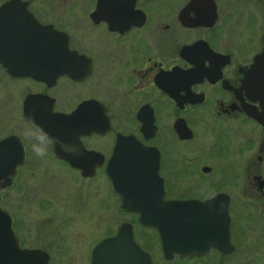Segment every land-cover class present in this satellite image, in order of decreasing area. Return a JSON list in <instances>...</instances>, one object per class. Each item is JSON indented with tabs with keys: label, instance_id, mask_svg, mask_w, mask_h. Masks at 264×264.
Segmentation results:
<instances>
[{
	"label": "flooded vegetation",
	"instance_id": "obj_1",
	"mask_svg": "<svg viewBox=\"0 0 264 264\" xmlns=\"http://www.w3.org/2000/svg\"><path fill=\"white\" fill-rule=\"evenodd\" d=\"M124 138L154 162L111 161ZM17 159V263L264 264V0H0V170ZM132 164L161 185L128 209L109 171ZM173 201L198 202L195 236Z\"/></svg>",
	"mask_w": 264,
	"mask_h": 264
},
{
	"label": "water",
	"instance_id": "obj_2",
	"mask_svg": "<svg viewBox=\"0 0 264 264\" xmlns=\"http://www.w3.org/2000/svg\"><path fill=\"white\" fill-rule=\"evenodd\" d=\"M17 143V142H16ZM122 143V144H121ZM1 145L6 146H17L15 142L11 144L10 138H7L1 142ZM132 146L134 148V153L140 156L141 162L151 163L154 162L153 150L148 147H144L141 144L135 142L131 138H124L118 140L116 143V148L114 149L112 160L114 163L125 162V159L121 158L120 147ZM135 161V160H132ZM19 159L14 161L12 164V169L10 170H0V188H3L9 183V176L13 174L14 167L19 163ZM134 166V164H132ZM110 177L112 180V186L116 193L121 195V204L125 208L134 209L133 203L135 202L132 198L135 193L136 186H150L154 187L156 185L160 186L161 182H154L152 178H158L157 176V165L151 168H142L140 166H134L131 168H120L110 170ZM125 195V196H124ZM130 195V197H128ZM172 207L174 211H177L176 215H173L170 219L172 220V225L180 227L177 231L180 234H191L195 236L197 227V201H173ZM139 220L144 225H152L157 229L161 230L165 225L170 224L163 216H139ZM194 239L193 241H195ZM180 241H188V239L181 238ZM16 241L14 235L10 229V220L7 214L0 208V264H20L12 259L9 254L11 249L16 248Z\"/></svg>",
	"mask_w": 264,
	"mask_h": 264
},
{
	"label": "clouds",
	"instance_id": "obj_3",
	"mask_svg": "<svg viewBox=\"0 0 264 264\" xmlns=\"http://www.w3.org/2000/svg\"><path fill=\"white\" fill-rule=\"evenodd\" d=\"M33 152L43 158L47 155L48 138L44 134L29 135Z\"/></svg>",
	"mask_w": 264,
	"mask_h": 264
},
{
	"label": "rangeland",
	"instance_id": "obj_4",
	"mask_svg": "<svg viewBox=\"0 0 264 264\" xmlns=\"http://www.w3.org/2000/svg\"><path fill=\"white\" fill-rule=\"evenodd\" d=\"M11 87H12V89H14V85L11 84ZM43 170H44V169H43ZM42 172H43V171H42ZM40 173H41V171H40ZM63 175H64V176H62L61 179H62V178H66L65 176H67L66 174H63ZM48 176H49V175H48ZM66 179H67L68 182H71L69 178H66ZM56 181H57V180H56ZM56 181H54L53 184H54ZM61 186H62V187H61L62 190H60V194H59V195H62V196L64 195V194H62V193H63V190L65 191V190H69V189L73 188V186H68V184H67L66 182L61 183ZM65 193L68 195L69 192H65ZM12 195H13V197H14V196H17V194H15V193H12Z\"/></svg>",
	"mask_w": 264,
	"mask_h": 264
},
{
	"label": "bare ground",
	"instance_id": "obj_5",
	"mask_svg": "<svg viewBox=\"0 0 264 264\" xmlns=\"http://www.w3.org/2000/svg\"><path fill=\"white\" fill-rule=\"evenodd\" d=\"M140 191H141V189H140ZM138 199V198H137ZM148 200V199H147ZM153 201V200H152ZM155 204V203H154ZM146 205V204H145ZM150 208V207H149ZM155 212V211H154Z\"/></svg>",
	"mask_w": 264,
	"mask_h": 264
}]
</instances>
